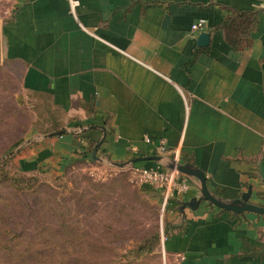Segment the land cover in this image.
I'll return each mask as SVG.
<instances>
[{"label": "crops", "instance_id": "obj_1", "mask_svg": "<svg viewBox=\"0 0 264 264\" xmlns=\"http://www.w3.org/2000/svg\"><path fill=\"white\" fill-rule=\"evenodd\" d=\"M9 1L0 66L15 75L33 130L11 155L22 174L178 151L215 197L250 188L264 206V0H75L74 14L66 0ZM187 180L164 216L163 264H264V215L205 201L180 211L199 197ZM139 189L158 204L157 189Z\"/></svg>", "mask_w": 264, "mask_h": 264}, {"label": "rangeland", "instance_id": "obj_2", "mask_svg": "<svg viewBox=\"0 0 264 264\" xmlns=\"http://www.w3.org/2000/svg\"><path fill=\"white\" fill-rule=\"evenodd\" d=\"M9 2L0 0V19ZM14 77L0 66V264H163L166 212L161 217L160 197L157 204L143 194L128 167L75 163L34 183L1 162L33 133L30 111L12 95Z\"/></svg>", "mask_w": 264, "mask_h": 264}, {"label": "water", "instance_id": "obj_3", "mask_svg": "<svg viewBox=\"0 0 264 264\" xmlns=\"http://www.w3.org/2000/svg\"><path fill=\"white\" fill-rule=\"evenodd\" d=\"M208 39H209V34L207 32H200L196 38V44L198 46L204 47L207 45ZM97 146L92 151V158L94 160H96L95 152ZM148 161L159 162L166 169H174L180 175L186 177L187 179L196 180V184L194 185L199 193V197L192 198L191 200L182 203L178 208L180 211L184 207H189L191 210H195L201 201H205L215 206L216 208L229 211L233 214L251 212L258 215H264L263 205L254 204L249 201L251 195L250 188H248L246 192L240 194L238 198L232 200H221L220 198L215 197L209 191L204 174L200 170L195 169L193 166L189 164L175 162L170 158L165 159L162 156H147V157H139V158L127 160L123 163H112V165L117 168H125L130 165H134L136 163L148 162Z\"/></svg>", "mask_w": 264, "mask_h": 264}, {"label": "built area", "instance_id": "obj_4", "mask_svg": "<svg viewBox=\"0 0 264 264\" xmlns=\"http://www.w3.org/2000/svg\"><path fill=\"white\" fill-rule=\"evenodd\" d=\"M69 10L74 14L77 2L75 0H66ZM204 22L198 21L191 26V31L200 32L203 30ZM144 142L150 144L149 138H144ZM160 155H167L169 153L165 140H160L157 146ZM264 153V145L262 148ZM172 160L178 162V151L173 152ZM130 175L133 181L138 185H149L157 189L160 193V212L161 217L169 209L170 202L177 196L185 194L190 184L186 177L180 175L174 169H162L160 167H139L135 165L128 166ZM161 244L164 242V236L161 229L160 232Z\"/></svg>", "mask_w": 264, "mask_h": 264}, {"label": "trees", "instance_id": "obj_5", "mask_svg": "<svg viewBox=\"0 0 264 264\" xmlns=\"http://www.w3.org/2000/svg\"><path fill=\"white\" fill-rule=\"evenodd\" d=\"M8 162V161H12L13 162V160H12V156H8L7 158H3L2 159V161L1 162ZM22 174V173H21ZM24 175V174H23ZM29 181H31V182H34V183H37V179L34 177V176H29ZM20 190V189H19ZM158 238H157V236L156 237H154L153 239H152V241L153 242H155L156 240H157ZM138 252H143V253H148L149 252V250H148V247H147V249H145V248H143V246H140L139 248H138Z\"/></svg>", "mask_w": 264, "mask_h": 264}]
</instances>
